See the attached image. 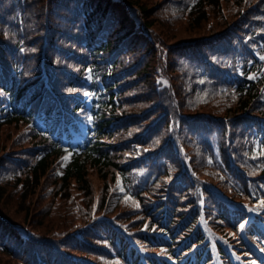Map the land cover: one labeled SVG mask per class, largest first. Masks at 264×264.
<instances>
[{
  "label": "trees",
  "instance_id": "16d2710c",
  "mask_svg": "<svg viewBox=\"0 0 264 264\" xmlns=\"http://www.w3.org/2000/svg\"><path fill=\"white\" fill-rule=\"evenodd\" d=\"M262 152L264 0H0V264L256 263Z\"/></svg>",
  "mask_w": 264,
  "mask_h": 264
},
{
  "label": "rangeland",
  "instance_id": "374dc122",
  "mask_svg": "<svg viewBox=\"0 0 264 264\" xmlns=\"http://www.w3.org/2000/svg\"><path fill=\"white\" fill-rule=\"evenodd\" d=\"M78 140V137H77V135L75 136V138L73 139V142L74 143H76V141ZM10 200V202H8L7 203V206H9L10 207V209H11V211H13V210H15L14 208H15V206H16V198H14L13 200L12 199H9ZM19 212V214H20V211H18ZM17 212V213H18ZM254 261V260H253ZM256 262V261H255ZM253 264H256V263H253Z\"/></svg>",
  "mask_w": 264,
  "mask_h": 264
},
{
  "label": "snow or ice",
  "instance_id": "6c2138e0",
  "mask_svg": "<svg viewBox=\"0 0 264 264\" xmlns=\"http://www.w3.org/2000/svg\"><path fill=\"white\" fill-rule=\"evenodd\" d=\"M261 154H264V152H262ZM64 159H67V157H65ZM59 174V173H58ZM262 205H264V201L261 202ZM138 206V205H137ZM244 226L241 225V228H243Z\"/></svg>",
  "mask_w": 264,
  "mask_h": 264
}]
</instances>
